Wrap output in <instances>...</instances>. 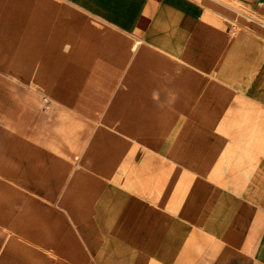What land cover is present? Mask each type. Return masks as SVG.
I'll list each match as a JSON object with an SVG mask.
<instances>
[{"label": "crops", "instance_id": "crops-1", "mask_svg": "<svg viewBox=\"0 0 264 264\" xmlns=\"http://www.w3.org/2000/svg\"><path fill=\"white\" fill-rule=\"evenodd\" d=\"M0 132L107 157L85 264H264V0H0Z\"/></svg>", "mask_w": 264, "mask_h": 264}, {"label": "rangeland", "instance_id": "rangeland-1", "mask_svg": "<svg viewBox=\"0 0 264 264\" xmlns=\"http://www.w3.org/2000/svg\"><path fill=\"white\" fill-rule=\"evenodd\" d=\"M80 164L105 170L109 162L52 157L0 132V264H85V189L71 179Z\"/></svg>", "mask_w": 264, "mask_h": 264}, {"label": "built area", "instance_id": "built-area-1", "mask_svg": "<svg viewBox=\"0 0 264 264\" xmlns=\"http://www.w3.org/2000/svg\"><path fill=\"white\" fill-rule=\"evenodd\" d=\"M137 45H138V43L135 42V43L132 45L131 49L134 50V49L137 47Z\"/></svg>", "mask_w": 264, "mask_h": 264}]
</instances>
